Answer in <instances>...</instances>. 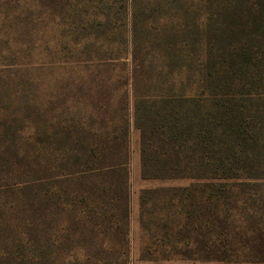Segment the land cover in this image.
I'll return each mask as SVG.
<instances>
[{
    "label": "trees",
    "instance_id": "obj_1",
    "mask_svg": "<svg viewBox=\"0 0 264 264\" xmlns=\"http://www.w3.org/2000/svg\"><path fill=\"white\" fill-rule=\"evenodd\" d=\"M34 1L59 102L0 78V264H130V95L140 179L187 183L140 191L139 260L264 264V0Z\"/></svg>",
    "mask_w": 264,
    "mask_h": 264
},
{
    "label": "rangeland",
    "instance_id": "obj_2",
    "mask_svg": "<svg viewBox=\"0 0 264 264\" xmlns=\"http://www.w3.org/2000/svg\"><path fill=\"white\" fill-rule=\"evenodd\" d=\"M45 5L34 0H0V78L6 83L3 89L13 94L12 101L23 102L24 114H32L27 103L31 101L35 108H39L42 102L45 106H58L57 88H60L59 80L61 71L58 66L60 43L59 31L56 28L52 15L48 16ZM126 24L125 34L129 35L130 18L123 20ZM156 27V25H155ZM114 38H118L115 36ZM117 40V39H116ZM114 52L117 46L113 45ZM71 57L75 58L72 50L76 48L75 42L69 44ZM124 47H120V52ZM119 51V50H118ZM69 58V57H68ZM72 60V59H71ZM70 71H68V74ZM70 76V74H69ZM117 84V83H116ZM130 88V87H129ZM122 93V92H121ZM131 93V91H129ZM18 95V96H17ZM130 95V94H129ZM17 96V97H16ZM119 95L113 97V107L117 108L116 101ZM16 100V101H17ZM8 102L6 114L17 115V105ZM15 101V102H16ZM50 102L51 104H48ZM1 106V105H0ZM129 181H130V264H161L167 261L146 262L139 257L144 248L142 234L138 224V198L141 190L159 187L184 186L186 182H155L142 181L140 179V166L138 157V134L132 128V98L129 97ZM22 125V124H21ZM28 121H23L22 144L23 149H28ZM16 171L4 177L0 172V183L9 178H18ZM3 198V197H2ZM6 200L0 201L1 205ZM170 261H180L188 264H202L198 261L181 260L173 258Z\"/></svg>",
    "mask_w": 264,
    "mask_h": 264
},
{
    "label": "crops",
    "instance_id": "obj_3",
    "mask_svg": "<svg viewBox=\"0 0 264 264\" xmlns=\"http://www.w3.org/2000/svg\"><path fill=\"white\" fill-rule=\"evenodd\" d=\"M161 264H188V263H184V262H180V261H167Z\"/></svg>",
    "mask_w": 264,
    "mask_h": 264
}]
</instances>
